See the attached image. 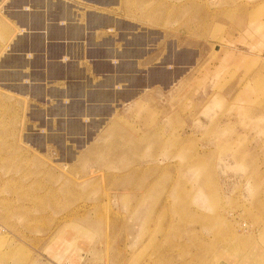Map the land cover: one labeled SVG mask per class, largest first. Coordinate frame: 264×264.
<instances>
[{"label": "rangeland", "instance_id": "1", "mask_svg": "<svg viewBox=\"0 0 264 264\" xmlns=\"http://www.w3.org/2000/svg\"><path fill=\"white\" fill-rule=\"evenodd\" d=\"M116 4L97 116L0 85V264H264V0Z\"/></svg>", "mask_w": 264, "mask_h": 264}, {"label": "crops", "instance_id": "2", "mask_svg": "<svg viewBox=\"0 0 264 264\" xmlns=\"http://www.w3.org/2000/svg\"><path fill=\"white\" fill-rule=\"evenodd\" d=\"M116 3L0 0V85L6 90L31 93L38 100L47 96L70 99L59 109L64 115L87 117L85 109L91 107L96 112L89 110L87 118L97 116L98 111L120 98V72H129L120 71L118 18L110 14L117 13ZM242 46L249 49L230 43L220 45L218 56L221 59L228 53L234 59H247L246 66L263 58L258 56L264 53L258 44L248 41ZM48 238L35 244L43 245L42 250L49 251L54 259L58 248L66 247ZM89 253L88 248L83 251V255ZM63 257L70 264L68 256Z\"/></svg>", "mask_w": 264, "mask_h": 264}, {"label": "bare ground", "instance_id": "3", "mask_svg": "<svg viewBox=\"0 0 264 264\" xmlns=\"http://www.w3.org/2000/svg\"><path fill=\"white\" fill-rule=\"evenodd\" d=\"M77 31V30H76ZM78 32V31H77ZM82 32V31H81ZM76 34V33H75ZM67 92H65V94H66ZM65 98V97H64ZM88 115H89V113H85V116H87L88 117ZM91 116V115H90ZM82 117H84V116H82Z\"/></svg>", "mask_w": 264, "mask_h": 264}]
</instances>
